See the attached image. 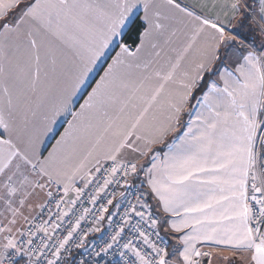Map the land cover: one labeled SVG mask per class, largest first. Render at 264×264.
<instances>
[{"label":"snow or ice","instance_id":"6c2138e0","mask_svg":"<svg viewBox=\"0 0 264 264\" xmlns=\"http://www.w3.org/2000/svg\"><path fill=\"white\" fill-rule=\"evenodd\" d=\"M247 20L264 37V0H0V264H71L72 248L91 264H264V41L233 30ZM105 213L115 226L89 250Z\"/></svg>","mask_w":264,"mask_h":264},{"label":"built area","instance_id":"2783aa9c","mask_svg":"<svg viewBox=\"0 0 264 264\" xmlns=\"http://www.w3.org/2000/svg\"><path fill=\"white\" fill-rule=\"evenodd\" d=\"M131 183L133 184V188L130 189V192L135 193L136 192V187L140 184V182L136 181V178H132ZM54 193L56 192L55 189H53ZM92 191V186L90 185L88 189L85 190V196L81 197V200L77 202V207L74 209V212L78 215L79 212L83 208H92V205L88 203V193ZM108 192H113L115 191L117 193L115 199L113 200V205L109 206V213H118L117 215L113 216V221H118L119 220V215L123 213L124 209L127 207L126 202L120 197L119 192L124 191L123 188L119 187L118 185H110ZM141 191H144L143 188ZM59 195H62V191L59 193ZM129 199H132L133 202H135L133 196H129ZM106 202V197L102 196L98 201L96 208L98 209L100 204ZM117 204H119V208H117ZM95 211L96 209H93V212L90 213L84 221L81 222V228L86 230L88 227L93 226L92 221L95 219ZM153 214L158 216L154 211ZM105 220L101 221L100 224L98 225L101 228L100 232L92 233L89 234L86 242V247L91 250L92 245L96 244L99 245L103 242V240H107L109 235L111 234L112 227L115 225L113 224L112 227H110L108 223V213H105ZM127 231V230H126ZM66 234V233H64ZM161 235L164 237V235L161 233ZM103 238V240L101 239ZM167 239L166 237H164ZM69 261L71 264H79V261L81 259L89 260V264H91L90 258L88 257L87 253L84 251V249H76L72 248L71 254L68 257ZM118 259V256L116 257H107L105 258L106 261H108V264H114V260ZM105 260L101 261V264H105Z\"/></svg>","mask_w":264,"mask_h":264},{"label":"crops","instance_id":"0c3cea01","mask_svg":"<svg viewBox=\"0 0 264 264\" xmlns=\"http://www.w3.org/2000/svg\"><path fill=\"white\" fill-rule=\"evenodd\" d=\"M183 2L191 3L192 0H183ZM248 2L251 3L252 0H248ZM233 30H234V31H238V32L240 33V36H241L242 38H244V39H250V37H249V35H248V34H249L248 31H252V33H253L254 30L257 31V29H256V27H255V24H254L251 20L244 21V27H242V28L239 26V24H237V25L234 27ZM127 32H128V31H127ZM127 32H126V34H127ZM242 32L245 33V35H243ZM252 33H251V34H252ZM257 33H258V35L260 36L261 39H264V37H262V36L259 34L258 31H257ZM124 37H125V36H124ZM123 39H124V38H123ZM128 45H129L130 47H132L130 44H128ZM132 48H133V47H132ZM133 49H134V48H133ZM115 51H119V49L116 48ZM115 51H113V52L111 53V55H115ZM110 62H111V59L109 58V59L107 60L106 63L102 64V67H106V66H107V63H110ZM100 74H101V75L103 74L102 71L100 72ZM98 78H99L98 76L95 77V79H98ZM93 86H94V83H93ZM89 91H90V89H89ZM80 102H82V101H80ZM186 114H187V113H185V115H186ZM64 126L66 127V125H64ZM62 131H63V127L57 126L55 132L53 133V136L55 137V139H59V134H60ZM171 138H172V136H169V137L167 138V140H166V143H167L168 140H170ZM55 139H53L52 137H49V138L46 140V149H47V150L44 151V155H47V151H50V150H51V145L55 143ZM155 150L163 151V150H166V149H164V147H163L162 145H157ZM133 155H134V154H129L127 158L132 159V158H133ZM141 163H142V164H147V163H148V158H145L144 160H142ZM143 179H144L143 173H142V172L138 173V177H136V181L141 182ZM79 186L82 187L83 184L80 183ZM146 189H147V185L144 184V185H143V190L146 191ZM73 197H74V194H73ZM149 203L151 204L153 211L158 215V217H162V218H163V217H164V214H163L162 212H160V211L157 209L156 201H155L154 199L149 198ZM161 233L164 235V237L167 238V240L169 241V243H170L171 245H176L177 241H176V239L174 238V236H175L176 234H173V233H170V232L164 231L163 229L161 230ZM223 255H229V256H230L231 254H230V253H224ZM213 264H222V262H221V260L219 259V257H217L216 259H214Z\"/></svg>","mask_w":264,"mask_h":264},{"label":"trees","instance_id":"16d2710c","mask_svg":"<svg viewBox=\"0 0 264 264\" xmlns=\"http://www.w3.org/2000/svg\"><path fill=\"white\" fill-rule=\"evenodd\" d=\"M140 25H139V22H137V24L136 25H134V26H132L129 30H128V32H127V34L125 35V37H124V42H126L127 44H130L133 48H135V46L139 43V32H140ZM219 65H217L216 67H218ZM212 78H214V77H212L211 75H206L205 76V81H204V83L206 84L207 83V81L208 80H210V79H212ZM203 90V88H201L200 90H198L196 93H194V95H199L200 94V91H202ZM192 103H194V101L192 102ZM185 119L187 118V114L185 115V117H184ZM172 139V138H171ZM171 139L170 140H168V142L169 141H171Z\"/></svg>","mask_w":264,"mask_h":264},{"label":"rangeland","instance_id":"374dc122","mask_svg":"<svg viewBox=\"0 0 264 264\" xmlns=\"http://www.w3.org/2000/svg\"><path fill=\"white\" fill-rule=\"evenodd\" d=\"M249 32V37L250 39H246L249 43H254L257 47L260 46L261 42L264 41V39H261L260 36L258 35L257 31H248ZM252 33V34H251ZM243 35H245V33L242 32ZM223 264V261H221Z\"/></svg>","mask_w":264,"mask_h":264}]
</instances>
